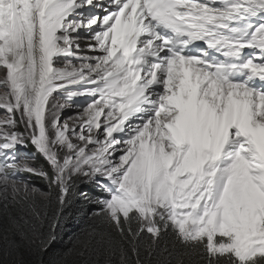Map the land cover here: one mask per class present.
<instances>
[{"label":"snow or ice","instance_id":"6c2138e0","mask_svg":"<svg viewBox=\"0 0 264 264\" xmlns=\"http://www.w3.org/2000/svg\"><path fill=\"white\" fill-rule=\"evenodd\" d=\"M0 115V264L77 197L83 264H264V0H0Z\"/></svg>","mask_w":264,"mask_h":264},{"label":"trees","instance_id":"16d2710c","mask_svg":"<svg viewBox=\"0 0 264 264\" xmlns=\"http://www.w3.org/2000/svg\"><path fill=\"white\" fill-rule=\"evenodd\" d=\"M30 152L33 148L30 147ZM36 164L39 168L43 167L45 170H49V165L46 160L40 155ZM33 176V175H32ZM37 184L35 187L41 189L42 191L48 190L47 182L40 176L34 175ZM80 188L85 192H92L93 187L88 184L81 183ZM93 205L86 203L82 198H75L71 206L64 211L62 215H59L56 220L51 221L54 227L49 226V222L45 220L43 231L48 234L51 231H55L56 240L51 244V247L46 253L38 255L35 249L32 248L27 243H20V236L16 237L17 242L20 243V247L23 250L22 259L25 264H83L80 254L76 251L75 245L78 237L92 228L96 223L95 218L92 215L94 211ZM41 211L45 213H51L52 209L42 206ZM15 213L20 215L21 213L13 208L10 210H5L2 205H0V230L4 229L8 225V217ZM167 245L168 252H165L162 259L165 264H178L181 260H188L186 250L183 249L181 245L172 241V239L166 238L165 242L162 244ZM170 253V254H169ZM141 258L146 262L150 259L143 251L141 253ZM94 260L101 259L97 256L92 258Z\"/></svg>","mask_w":264,"mask_h":264},{"label":"clouds","instance_id":"9594fccd","mask_svg":"<svg viewBox=\"0 0 264 264\" xmlns=\"http://www.w3.org/2000/svg\"><path fill=\"white\" fill-rule=\"evenodd\" d=\"M30 147L31 146H29L28 148H26V149H24V148H21L20 150H19V152L17 153V154H19L20 156H22L21 154H24V157H23V161H28V162H30L31 163V165L34 167V168H37V169H39V167L36 165V164H34L36 161H38V158H39V156H40V154H38V153H35V149L33 148V150H32V152H30ZM35 155V156H34ZM33 156H34V159H33ZM23 177H24V179H25V181H30L31 180V183H33V184H37V182H36V180H35V176H34V174H29V173H22L21 174ZM33 175V176H32Z\"/></svg>","mask_w":264,"mask_h":264},{"label":"rangeland","instance_id":"374dc122","mask_svg":"<svg viewBox=\"0 0 264 264\" xmlns=\"http://www.w3.org/2000/svg\"><path fill=\"white\" fill-rule=\"evenodd\" d=\"M87 102H88V99L83 98V97H77L73 101L74 104H79L81 106H86ZM74 115H77L76 109H67L65 111V116H74ZM0 118H2V115H0ZM21 155L24 156V154H21ZM17 156H18L19 160L23 161V157L19 156L18 154H17ZM20 179L25 181L24 177L21 174H20ZM26 182L30 183L31 185H34L33 183H31V180L30 181L27 180Z\"/></svg>","mask_w":264,"mask_h":264},{"label":"bare ground","instance_id":"6f19581e","mask_svg":"<svg viewBox=\"0 0 264 264\" xmlns=\"http://www.w3.org/2000/svg\"><path fill=\"white\" fill-rule=\"evenodd\" d=\"M76 115H74L73 117H75ZM73 122H75V121H69V123L71 124V123H73Z\"/></svg>","mask_w":264,"mask_h":264}]
</instances>
